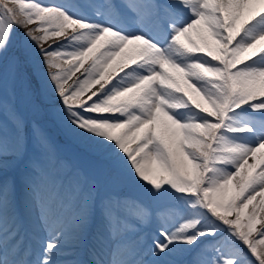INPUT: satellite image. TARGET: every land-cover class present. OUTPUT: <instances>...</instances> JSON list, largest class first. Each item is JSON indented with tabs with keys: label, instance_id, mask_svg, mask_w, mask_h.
I'll list each match as a JSON object with an SVG mask.
<instances>
[{
	"label": "snow or ice",
	"instance_id": "snow-or-ice-1",
	"mask_svg": "<svg viewBox=\"0 0 264 264\" xmlns=\"http://www.w3.org/2000/svg\"><path fill=\"white\" fill-rule=\"evenodd\" d=\"M133 7L138 26L58 0H0V104L8 109L19 30L64 121L143 192L107 193L75 165L64 174L51 153L43 164L29 161L24 121L10 112L11 127L0 124V173L9 157L24 166V205L39 210L30 227L48 238L37 240L34 259L20 254L27 225L16 212V181L4 176L0 264H145L128 233L163 201L179 223L158 228L150 264H172L206 240L215 243L204 264H264V0ZM81 249L96 258L59 259Z\"/></svg>",
	"mask_w": 264,
	"mask_h": 264
},
{
	"label": "rangeland",
	"instance_id": "rangeland-1",
	"mask_svg": "<svg viewBox=\"0 0 264 264\" xmlns=\"http://www.w3.org/2000/svg\"><path fill=\"white\" fill-rule=\"evenodd\" d=\"M90 1L93 2L94 0H81L83 5H87L85 8H88V11H92L95 8L97 10V6L91 7V5H88ZM98 1L103 3L106 0ZM43 2H51V0H43ZM58 2L74 5L77 10L81 11L78 9L79 6L76 0H58ZM138 2L139 0H124V2L122 0V2L117 1V5L110 4L112 5L111 9L105 7L103 4L102 8L98 9L101 10V15L115 12L119 21L123 22L124 19L127 23L126 25L138 26L140 24V17L133 7ZM123 6L124 9L125 7L132 9L131 12L125 11L124 16L120 15L118 10L119 7L123 8ZM16 37L17 42H15V45L8 55L9 65L11 67V62L15 61L16 71L10 79L7 94L8 109L5 110L3 104H0V124H7L11 127L10 112L12 111L23 119L27 137L28 160L43 164L46 162L48 154L51 153L64 165L62 169L64 174H69L75 165L83 175L95 182L103 191L120 197L142 199V190L131 181L126 169L110 161L87 138L79 135L64 121L59 104L51 89L45 83L46 77L43 70L37 67L34 58L28 54L24 45V37L19 30L17 31ZM14 49L16 50L14 51ZM1 61V64L5 63L3 59H0ZM0 96H3L2 90H0ZM4 176L13 180L17 176V180H15L17 185L16 212L25 221L27 227L31 229V232L35 233L30 225L38 219L39 210L35 206L27 208L24 205V166H18L9 157L8 167L3 173H0V179H3ZM170 207L171 205L167 201H163L159 205L154 206V212L151 218H153L157 227L161 225L171 227L179 223L178 216L169 213ZM160 211H162V215L159 213ZM99 220L100 214L95 213L94 207L91 227L93 233L96 231ZM130 222L135 223V220L130 218ZM142 229H139L135 234H139L143 231ZM133 234L134 232H129V238ZM34 235L37 234L35 233ZM151 235L155 236L154 234ZM47 238V232L41 231L39 236L34 237L32 240L38 245V239L46 240ZM214 243L215 241L213 240H206L199 248L176 253L169 257V260L172 264H196L195 262L204 264L210 257ZM137 246L138 248L141 247L140 242ZM151 248L152 246L149 251L140 248L141 254L136 259H141L145 261V264H150L153 260ZM82 254L86 258H96L92 255H86L84 249H81L79 256H62L66 257L65 261L85 259V256ZM105 258L110 259L111 257L106 256Z\"/></svg>",
	"mask_w": 264,
	"mask_h": 264
},
{
	"label": "trees",
	"instance_id": "trees-1",
	"mask_svg": "<svg viewBox=\"0 0 264 264\" xmlns=\"http://www.w3.org/2000/svg\"><path fill=\"white\" fill-rule=\"evenodd\" d=\"M75 1V0H74ZM95 1V2H94ZM93 2L92 1H90L89 3H88V5H91V7H93V6H97L98 8H102V4L103 5H107V4H116L117 5V1H121V0H106L105 2H100V1H98V0H94ZM76 3H78V6H79V8L78 9H80L82 12H84V13H86V14H88V15H94L93 13H97V12H99V10L100 9H98L97 8V10H96V8L94 9V10H92V11H88V8H85V6H87V5H83V3L81 2V0H76ZM91 3V4H90ZM119 10H120V7H119ZM99 13H101L102 14V12H101V10H100V12ZM120 13H122L121 11H120ZM96 211L97 212H99L100 213V208H99V206H96ZM196 264H200V262H195Z\"/></svg>",
	"mask_w": 264,
	"mask_h": 264
},
{
	"label": "bare ground",
	"instance_id": "bare-ground-1",
	"mask_svg": "<svg viewBox=\"0 0 264 264\" xmlns=\"http://www.w3.org/2000/svg\"><path fill=\"white\" fill-rule=\"evenodd\" d=\"M30 234H32V235H30ZM34 234H35V233H33V232H31L30 230H28V229L25 228V230L22 231L21 236L17 238L20 242L24 240L25 243H26V247H25V248L23 249V251L20 253L21 255H23L25 252H29V251H30V249H29L28 247H29V245H31V244H30V243H31V236L34 237ZM36 236H37V235H36ZM35 254H36V252L34 253L32 259L35 258Z\"/></svg>",
	"mask_w": 264,
	"mask_h": 264
}]
</instances>
